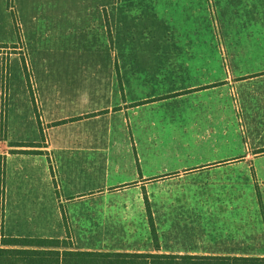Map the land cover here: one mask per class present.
Segmentation results:
<instances>
[{"label":"crops","instance_id":"0c3cea01","mask_svg":"<svg viewBox=\"0 0 264 264\" xmlns=\"http://www.w3.org/2000/svg\"><path fill=\"white\" fill-rule=\"evenodd\" d=\"M119 6L0 0V78L9 56L6 93L0 89L7 184L0 237L67 238L57 176L64 201L97 206L80 216L83 239L70 218L66 244L0 247L29 250L14 257L16 264H264V49L229 50L225 59L201 51L192 59L194 51L160 45L131 50L126 61L120 57L127 52L53 46L124 37L154 44L213 40L201 28L171 30L169 20L124 22ZM19 40L39 42V119L23 68L13 64L23 50ZM97 57L102 61L93 66ZM186 148L223 155L187 165ZM221 148L247 149L231 155ZM149 216L162 217L157 230ZM190 217L210 218L209 229L185 236L183 218ZM222 220L228 226L213 225Z\"/></svg>","mask_w":264,"mask_h":264},{"label":"rangeland","instance_id":"374dc122","mask_svg":"<svg viewBox=\"0 0 264 264\" xmlns=\"http://www.w3.org/2000/svg\"><path fill=\"white\" fill-rule=\"evenodd\" d=\"M43 1H52V0H43ZM64 1V0H60ZM71 1V0H68ZM76 1V0H73ZM121 2V6L117 9V13H120L121 19L125 22L146 24L148 22H166L169 20L171 22V30L174 29H186L187 31H194L197 28V32H199V28H201L202 32L214 35L213 40L208 41H187V42H164L156 43L154 42H145L139 40H126L127 37H124L123 40L114 41H65V42H52L55 48L61 49H84V50H94V49H106L107 51H116L117 56L121 54V52H127L128 57H120V59H125L126 61L130 60L131 50L137 49H152L158 48L160 45L163 47L173 49H181L188 50L191 52L194 58L199 57V52H207L208 54H215V52H220V56L223 55L225 59L229 50L236 51L238 53L252 51V50H262L264 49V0H107V3H115ZM201 3V4H199ZM117 7V6H116ZM115 6L112 8V18L115 17ZM201 7V8H200ZM16 17L17 15L14 14ZM17 22V19H16ZM17 29L18 25H17ZM142 33V32H141ZM210 39V38H209ZM19 44L23 48L20 52L19 57H12L13 64L16 62L23 68L25 79L27 82L28 90L30 93V97L32 98V103H34V111L38 116V119L41 115V103L38 97V82H39V72L38 65L42 61V57H39V53L36 49V42L34 46H32V42L28 41L27 46L24 45V42L19 40ZM45 44V42H40ZM46 45V44H45ZM175 45H180L181 47H175ZM25 46V48H24ZM44 46V45H42ZM36 51V52H35ZM213 52V53H212ZM206 54V53H204ZM206 54V55H208ZM112 55V54H111ZM116 55V54H115ZM8 52L4 55L3 58V75L0 78V89L2 92L6 93L7 85L4 84L7 81V73L9 68L8 62ZM51 59L52 57H49ZM96 60L93 62V66L101 63L102 57L95 58ZM241 59H249V58H241ZM4 81V83H3ZM6 88V89H5ZM6 104V94L0 96V103L3 102ZM1 109V105H0ZM4 109V113L2 115H6V108ZM40 128L42 131L46 129L44 122H41ZM44 135H47V131H44ZM28 145V144H26ZM187 157L182 162L187 165H196L200 161H206L208 158L213 156L220 157L223 154L215 155L211 152L212 148H205V150H209L206 152L207 154L200 155L198 151L204 148H186ZM225 149L226 152L231 153V155H240L247 148H221ZM2 168L4 173V183L3 189L1 191L0 187V232H2V224L4 218V195H6V169L4 164V159L2 160ZM55 175H57L56 168ZM1 172V167H0ZM56 189V196L60 203V217L63 219L65 225L69 223L70 218L76 220L78 224V232L76 233L81 239L86 235V233H82L81 229L83 225L81 224L80 219L82 214H87L88 212H93L97 210V206L92 204V202H82L80 199H70L69 201H64L65 191L61 189V182L58 176L54 181ZM5 187V192H4ZM12 190V189H11ZM161 191V190H159ZM134 192L133 189H130L127 193ZM244 193L247 194V190H244ZM259 204V202H258ZM132 205V204H131ZM261 205V204H260ZM258 206V210L259 207ZM263 209V208H261ZM118 221H122L124 216L123 210L117 211ZM80 217V218H78ZM78 219V220H77ZM209 219L210 218H183L184 226L186 229L185 236L195 237L193 234V230H208L209 229ZM149 220L152 228L157 230L158 227H155L157 224L162 223V217H154L149 216ZM155 220V221H154ZM179 220V219H178ZM227 221L224 222L222 220L219 223H214L213 225L222 226ZM156 224V225H155ZM154 225V226H153ZM226 225V224H225ZM228 226V225H226ZM67 227V225H66ZM155 227V228H154ZM160 237L159 233H156ZM197 236V235H196ZM144 237V236H143ZM122 238H129L128 233H124ZM160 240V238H159Z\"/></svg>","mask_w":264,"mask_h":264},{"label":"trees","instance_id":"16d2710c","mask_svg":"<svg viewBox=\"0 0 264 264\" xmlns=\"http://www.w3.org/2000/svg\"><path fill=\"white\" fill-rule=\"evenodd\" d=\"M25 146L24 144H21ZM23 152H28L29 150H22ZM3 161L1 162V172H0V187L1 191L3 189L4 183V173L2 168ZM67 231L68 236L65 239H56V238H25V237H0V245L8 246V245H15L20 247H57L62 244H66L71 240L70 238V231L68 223ZM154 226V225H153ZM157 240V238H156ZM29 252V250L24 249H13V248H5L0 247V264H16V261L13 262L15 256H20V254H24ZM71 255H78L84 254L80 252H70Z\"/></svg>","mask_w":264,"mask_h":264}]
</instances>
